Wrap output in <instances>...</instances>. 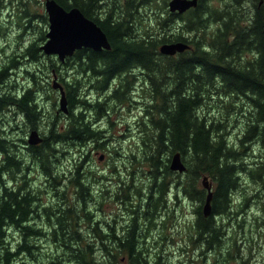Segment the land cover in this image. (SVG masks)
Returning <instances> with one entry per match:
<instances>
[{"label":"trees","instance_id":"16d2710c","mask_svg":"<svg viewBox=\"0 0 264 264\" xmlns=\"http://www.w3.org/2000/svg\"><path fill=\"white\" fill-rule=\"evenodd\" d=\"M58 1L66 8L79 6L87 16L96 20L107 33L111 47L101 50L83 47L67 56L64 62L59 59V63L53 56L47 55L50 67L55 71L65 65L73 70L72 76L68 78L60 73L69 109L66 123L59 121L60 118L52 121L48 118L49 132L43 133L41 143L30 145L34 156L44 168L48 182V189H45L47 195L57 196L58 201L44 202L43 195L32 188L26 171L22 182L12 187L8 185L4 177L8 167L14 165L15 170L22 168L21 161L7 151L6 144L10 142L0 129V153L4 155L0 162V264H32L22 258L21 253L28 251L36 258L30 239L44 235L52 238L56 247L62 249L63 255L66 254L67 259L76 264H118L120 253L127 257L130 264H164L160 261V255L147 256L143 248L145 240L142 235L139 236V232L143 230L146 234L149 228L155 229L154 223H158L157 218L159 214L162 215L161 208L168 204L167 193L171 190L170 182L165 178L178 173L169 164L171 155L176 151L181 152L187 166L181 191L198 202L196 221L193 224L196 232L191 240L194 245L205 243V250L211 248L213 256L216 253L224 254L222 242L226 231L217 218L219 215H233L232 197L240 183L239 169L245 166L240 150L229 144L226 124L222 126L202 112V108L208 98L217 95L251 99L254 111L249 113L254 114V119L249 123L242 141L257 138L264 146V3L260 5L251 23H246L244 21L250 19L238 17V8L243 0H233V9L236 10L234 14L219 6L211 10L208 0H199L189 14L187 28L195 31L205 29L210 20L215 18L219 27L210 38L212 49L207 50L201 45L206 36L203 35L200 39L191 40L197 47L195 52H182L179 56H173L162 53L159 46L165 41L184 39L181 33L171 37L169 34H156L151 27H145L143 32L135 27L134 19L137 17V22L143 24L139 18V7L151 0H111L110 3L109 0ZM225 4L232 5L230 1ZM165 5L168 6L167 0ZM200 9L205 10L204 15L198 12ZM169 11L167 9L166 19L164 17L159 20L163 26L174 19L168 17L171 13ZM43 19L48 21L46 13H43ZM40 38H45V31ZM39 50V43L34 40L24 53L38 58ZM250 52L252 55L248 56ZM13 56L9 63L0 64V110L15 104L26 113L30 128L38 129V119L41 120L43 112L36 100L34 87H27L18 94L9 93L4 88L5 81L12 75L11 67L18 64L17 54ZM28 72L33 79H37L34 70ZM140 73L147 75L144 82V97L147 100L143 103L138 122L143 134L142 160L148 162L154 183L150 186L149 195L145 194L143 200L140 198L142 186L133 181H127L124 186L112 190L111 201H119L133 193H137L136 197L140 199L133 203L130 201L124 208L129 215V226L120 224L117 228L118 219L113 218L109 220L110 235L106 236L98 228L99 223L102 227V217H98L96 211L104 210V204L108 202L106 197L111 193L105 189L100 193L103 197L97 198L99 194L93 189L96 182L89 181L93 170L88 166L82 167L84 161L91 160V154L87 153L88 148L85 147L88 142L93 141L95 148L107 147L106 141H101L105 130L96 128L87 113L92 106L98 119L105 116L112 122L110 114L103 115L109 109L108 103L116 97L125 102L131 100L130 88ZM87 75L94 79V87L103 93L94 102L89 101L85 91L81 90L84 84L80 77ZM115 79L122 81L110 91ZM82 95L86 96L81 98ZM226 104L233 105L231 101ZM64 142L79 148L80 154L84 153V158L75 167L76 172L68 178L69 185L68 182L61 184L63 171H59L57 165V152L67 153ZM58 144H62V147H57ZM253 170L251 175L260 178L264 186V160ZM204 174L214 184L212 210L208 215L204 214L202 206L207 194L206 188L200 185ZM181 177L178 176L180 180ZM70 189L74 192L72 197L68 195ZM176 190L180 192L179 188ZM90 198L96 199L94 209L89 207ZM39 210H42L45 216L43 219L50 227L48 231L34 221L36 216H41ZM82 221H93L96 224V229L90 231L94 235L93 239L81 234L78 226L82 225ZM10 228L21 232L16 247L10 245L13 235ZM117 229H123L124 233ZM96 250L101 252V259ZM201 254L205 255L206 252L202 251ZM58 256H47L41 260L43 264H60ZM226 259L224 264L230 261V258ZM217 260H212L213 264H217Z\"/></svg>","mask_w":264,"mask_h":264},{"label":"rangeland","instance_id":"374dc122","mask_svg":"<svg viewBox=\"0 0 264 264\" xmlns=\"http://www.w3.org/2000/svg\"><path fill=\"white\" fill-rule=\"evenodd\" d=\"M229 1L232 5L225 4ZM168 2L169 0H167V4ZM208 2V6L212 10L218 9L215 6L218 5L219 7L226 8V10H230L232 14L236 11L233 9V4L235 3L233 0H208ZM242 2L243 5L245 3L248 4L247 8L252 9L250 10L252 14L253 8H255L253 0H243ZM256 2L258 3V0ZM167 7L165 0H151L149 3L141 5L138 13H140L139 18L141 17L143 24L140 25L137 22L138 17L135 18L134 24L136 29L140 32H143L145 27H151L155 31L161 28L164 29L167 25H161L159 20L164 17L165 19L167 18V13L165 12ZM123 11L125 12L126 10ZM43 13L47 14L45 0L0 1V64L9 63L14 54H17L18 59V64L13 65L10 69L12 75L5 81L4 88L9 93L16 94L17 92H22L27 87H34L36 100L43 112L41 120L38 119V133L40 136L43 133L49 132L50 123L47 124L48 118H51V121L60 118L61 120L59 121L66 123L65 118L67 113L60 109V90L54 87L53 83L55 76H57V81L63 84L60 73H64V77L68 78L72 76L71 71H73L71 68L66 67V65L58 68L56 70L58 73L50 67V60L41 48V44L46 41V38H40V36L43 31H45L46 35L49 29V21H44ZM248 21L244 22L247 23ZM215 23L210 22L205 29L198 30L199 34L196 37L195 33L197 31L189 30L185 33L190 38L200 39L203 35H206L209 26V30H212L211 38L212 33L217 30L215 29ZM178 26V31L183 30L181 25ZM205 39H208L207 36H205ZM34 40H37L40 46L38 52L40 56L38 58L24 53L29 43ZM208 41H211V39H208ZM50 55L59 63L56 55ZM251 55L252 53L250 52L248 56ZM28 70H34L37 74V79H33ZM145 76L147 75L140 73L139 78H137L130 88L131 100L125 102V100H120L116 97L115 100L113 99L108 103L109 109L105 110L103 115L110 114L113 123L105 116L98 119L99 116H97L96 110L92 106V109L88 110L87 113L88 119L93 121L92 123L96 128L101 127L105 130L101 141L106 140L105 144L107 147L95 148L93 141L88 142L85 147L88 148L86 150L87 153L91 154V160L87 159L88 161H84L82 167L88 166L93 170L89 181L96 182L93 189L96 194H99L97 198L103 197V194L100 193L105 189L111 193L106 197L108 202L104 204V210H97L96 214L98 217H102V219H118L117 228L122 222H125L123 216L125 218L129 217L123 211L124 206L129 204L130 201L133 203L135 200L139 201L140 198L142 200L145 199V194L149 195L150 186L154 183L153 173L149 169L148 162L142 160L143 134L138 123L143 110V103L147 100V97H144V88H146L144 85ZM80 78L84 84L81 90L85 91L89 101L94 102L99 94H103L94 87L95 82L93 78H89L88 75ZM121 81L119 79L112 81L110 91ZM86 95H82L81 98H84L83 96ZM101 98L103 99V95ZM230 101L233 103L231 106L226 104ZM252 105L251 99L245 100L239 97L233 98L226 95H217L211 99L208 98L206 105L202 108V112L220 122L222 126L226 124L225 131L229 144L240 150V156L243 157L242 161L245 166L239 169L241 171L239 175L240 183L238 188L234 190L232 197L233 215H219L217 218L218 221H221L219 223H223V229L226 231L222 242L224 254L220 255L216 253V256H213V253L208 251L205 255H202L199 249H205V243L196 246L195 251L192 246L188 247L189 251L184 250V243L189 242L188 236L191 235L193 237L196 232L193 224L196 219L195 210L198 207V202L181 191L183 190L181 183L184 181V173L178 172L173 173L175 177L167 176L165 178L166 181L170 182L169 189L171 191L167 193V206L161 208L162 215L159 214L157 218V222L166 218L163 228L164 230H172L171 232L175 236L172 240H167L163 237L165 234L158 229L153 228L150 230L149 228L146 234L145 231L141 230L139 236L142 235L143 240H145L143 248L147 256L154 257L160 255V261L164 262V264H213L212 260L215 259H218L217 264H224V258L226 257L227 259L230 258L228 264H264V186L260 178H254L251 175L252 171H254L253 168H258L261 161L264 160V146L257 138H254L253 141H242L249 123L254 119V114L250 115L249 113L254 111ZM16 108L17 105L13 104L12 106L7 105L0 110V129L3 133L1 134L9 142L13 140L12 144H6L7 151L21 161L20 168H22L15 170L14 165L9 166L8 171L4 175L6 177L5 180H8V185L12 187L22 182L23 174L26 171L32 188L43 195V201L55 203L58 201V197L47 195L48 193L45 190L48 189V182L44 175V168L34 156L32 149L27 147L25 141L29 136L30 130L33 128L29 126L26 113L22 111L20 114L16 112ZM18 111L20 112L19 109ZM64 143V149L67 150V153L57 152L59 158L57 165L58 169H60L59 171H63L62 175L64 178L60 179L61 184L64 185L65 182H68L69 185L68 178L71 176V173L74 174L76 172L75 167L84 158V151L82 152L83 154H80L79 148L71 146L70 143ZM57 147H62V144H58ZM101 155L103 156L102 158ZM3 156L0 153V162ZM54 165L53 162L52 166ZM81 170L83 169L81 168ZM179 175H182V180L178 178ZM127 181H133L135 184L142 186L140 198L136 197L137 193H133L131 196H124L119 201H111L112 190L117 189L119 186H124V183ZM177 188H179L180 192H176ZM68 195L72 197L74 192L70 189ZM246 195H248L247 198H245ZM88 203L89 207L94 209L96 199L90 198ZM39 212L41 216H36L34 221L38 225H43L45 230L48 231L50 227L47 225L46 220L43 219L45 216L42 210H39ZM79 220H83V218ZM95 226L96 224L93 221L88 223L82 221V225L78 226V228L81 229L82 235H86L91 240L94 235L90 231L93 232L96 229ZM98 228L101 229L100 223ZM10 229V233L13 234L10 239V245L16 247L18 242H20L21 232L14 228ZM118 231L123 232V229L122 231ZM30 240L31 244H33L32 249L37 257H33L28 251L22 252L21 256L32 262V264H43L42 258L45 259L47 256L53 255H59L58 257L61 259L60 264H76L69 261L66 254L63 255L62 249L56 247L52 238L44 235L33 237ZM96 251L98 257L101 259V252L99 250ZM190 257L193 260H190ZM118 264H130L123 253L119 254Z\"/></svg>","mask_w":264,"mask_h":264},{"label":"water","instance_id":"95a60500","mask_svg":"<svg viewBox=\"0 0 264 264\" xmlns=\"http://www.w3.org/2000/svg\"><path fill=\"white\" fill-rule=\"evenodd\" d=\"M198 0H170L169 8L172 11H184L191 6H196ZM45 8L48 14L49 30L47 40L41 44L45 53H56L64 61L68 55H72L77 49L90 47L94 50L110 48L111 43L105 30L96 20L87 16L79 6L66 8L58 0H46ZM190 44L184 40L164 42L160 46V51L165 54H175L188 48ZM53 86L60 90V109L67 112L68 101L64 85L57 81L55 76ZM37 129H33L29 135L30 143H38L42 140ZM103 156L101 155V158ZM170 168L184 171L187 166L182 158L181 152H175L170 159ZM207 188V196L203 205L205 215L212 210L211 200L213 190L208 176L202 180Z\"/></svg>","mask_w":264,"mask_h":264},{"label":"flooded vegetation","instance_id":"af4514ba","mask_svg":"<svg viewBox=\"0 0 264 264\" xmlns=\"http://www.w3.org/2000/svg\"><path fill=\"white\" fill-rule=\"evenodd\" d=\"M264 3V0H258V3L256 2V0H253V6L255 7V8H253V13L251 14V12H250V10H252V9H248L247 8V3H245L244 5H243V3H241L240 4V7L238 8V12H239V14H238V17L239 18H244V19H250L249 20V23H251V21H252V19H253V17H254V15L257 13V10L260 8V5H262ZM257 5V6H256ZM216 7H218V5H215ZM243 6V7H242ZM196 6H192V7H189L188 9H186V10H184V11H182V12H178V11H169V12H171V13H173V14H175V15H178L177 13H179V14H181V15H178V16H173L171 13H169L168 14V17L169 18H174V19H171L170 21V23L164 28V29H160V30H156L155 31V33H157V34H160V33H163V34H169V36H171V37H173V36H175V35H179V33H181V35H183L184 36V39H178V40H170V41H165V42H172V41H179V40H184V41H186V42H188L189 44H190V46L188 47V48H186V49H184V54H186V53H192V52H195L196 51V49H197V47L196 46H194V44H192L191 43V40H192V38H190L185 32H187V31H189L188 30V28H187V24H188V19H189V14L192 12V8H195ZM170 9V8H169ZM212 10V9H211ZM167 11V10H166ZM165 11V12H166ZM198 12H200L202 15H204V13H205V10L204 9H200V10H198ZM167 13V12H166ZM167 15V14H166ZM183 18H184V21H183ZM173 20V21H172ZM210 22H212V23H215L216 25V28L215 29H218V27H219V24H217L218 22H217V20L214 18L213 20H210ZM209 22V23H210ZM208 23V24H209ZM178 25H181V28L183 29V30H181V31H178V28H179V26ZM190 31H195V30H190ZM196 32V31H195ZM211 32H212V30H209V26H208V30L206 31V36H207V38L208 39H210V35H211ZM215 33V32H214ZM214 33H212V34H214ZM198 31L195 33V37L196 36H198ZM208 39H205L204 41H205V43H203L202 42V44L201 45H203L207 50H211L212 49V45H211V43H210V41H208ZM212 40V39H211ZM214 48V47H213ZM180 53V52H179ZM178 52L176 53V54H174V55H178L179 54ZM19 92H17V94H18ZM9 105H11V104H9ZM12 106V105H11ZM20 110V112L18 111V109ZM17 108H16V112H18V113H20L21 114V112L23 111L21 108H19L18 106H17ZM25 141H26V143H27V147L28 148H31V144H29V142H28V138L27 139H25ZM106 141V140H105ZM11 144L13 143V140H11V142H10ZM33 144H35V145H37V143H33ZM177 172V171H176ZM212 180V179H211ZM212 182H213V180H212ZM178 184V183H177ZM182 184H183V182H182ZM183 191V190H182ZM124 208H125V206H124ZM123 211H125V210H123ZM123 220L125 221V222H122V226H126V227H128L129 225H128V223H129V221H130V219L129 218H125L124 216H123ZM100 221V220H99ZM165 221H166V218H163L161 221H159L158 223H154V225H155V229H158V230H160V231H162L165 235L163 236L164 238H166L167 240H172L173 238H174V236L175 235H173L172 234V230H164V228H163V224L165 223ZM195 221H196V219H195ZM101 224H102V227H101V231L103 232V234H105L106 236H109L110 235V232H111V225H110V221L108 220V219H101ZM160 226V227H159ZM125 227V228H126ZM124 229V228H123ZM176 232H177V230H176ZM121 233H124V232H121ZM179 234V233H178ZM123 235V234H122ZM189 238H188V240H189V242L187 243H184V250H187V251H189V249H188V247L189 246H192V248H193V250L195 251L196 250V246H198V245H194L193 244V241L191 240V239H193V237L191 236V235H189L188 236ZM202 251H204V252H208V251H210V252H212L211 251V248H209L208 250H205V249H199V252L201 253ZM190 260H193L191 257H190Z\"/></svg>","mask_w":264,"mask_h":264}]
</instances>
